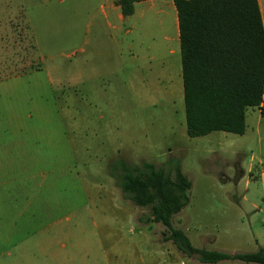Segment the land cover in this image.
<instances>
[{
    "label": "rangeland",
    "instance_id": "374dc122",
    "mask_svg": "<svg viewBox=\"0 0 264 264\" xmlns=\"http://www.w3.org/2000/svg\"><path fill=\"white\" fill-rule=\"evenodd\" d=\"M110 3L0 0V264H261L186 255L123 194L114 161L177 157L192 184L173 226L210 249L264 245V116L188 135L173 1L123 20Z\"/></svg>",
    "mask_w": 264,
    "mask_h": 264
},
{
    "label": "trees",
    "instance_id": "16d2710c",
    "mask_svg": "<svg viewBox=\"0 0 264 264\" xmlns=\"http://www.w3.org/2000/svg\"><path fill=\"white\" fill-rule=\"evenodd\" d=\"M139 0H116L124 15ZM177 13L186 132L242 134L248 107L264 115V25L259 0H172ZM111 171L123 194L149 206L146 220L167 226L164 239L201 262L239 260L264 264V245L250 251L196 246L172 217L189 202L191 179L177 157L167 165L119 159Z\"/></svg>",
    "mask_w": 264,
    "mask_h": 264
},
{
    "label": "crops",
    "instance_id": "0c3cea01",
    "mask_svg": "<svg viewBox=\"0 0 264 264\" xmlns=\"http://www.w3.org/2000/svg\"><path fill=\"white\" fill-rule=\"evenodd\" d=\"M259 6H260V10H261V15H262V8H261V3H260V0H259ZM110 10L114 11L117 15V18H119L120 20H123L125 19V16L127 15H124L122 12H121V9H120V6L119 4H117L115 2V0H111V3H110ZM120 10V11H119ZM107 16V15H106ZM263 25H264V22H263ZM257 111L259 112V121L262 120L263 116L260 114V111H259V108H257Z\"/></svg>",
    "mask_w": 264,
    "mask_h": 264
}]
</instances>
